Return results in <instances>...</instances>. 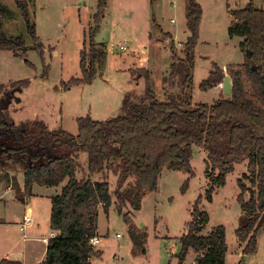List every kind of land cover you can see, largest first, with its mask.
Listing matches in <instances>:
<instances>
[{
  "label": "trees",
  "instance_id": "16d2710c",
  "mask_svg": "<svg viewBox=\"0 0 264 264\" xmlns=\"http://www.w3.org/2000/svg\"><path fill=\"white\" fill-rule=\"evenodd\" d=\"M33 5L34 0H17L28 35L36 44L34 50L43 59V46L30 13ZM106 6V0H98L94 26L85 34L80 53L81 78L63 82L66 90L73 85H92L106 72L108 53L103 44L95 42ZM230 14L228 36L242 40L239 49L244 62L227 67L232 96H221L211 105L192 106L203 16L197 0L187 1L190 37L183 45L182 56L171 50L174 62L169 78L178 79L181 92H169L165 100L147 89L138 103L126 98L121 114L112 120L97 122L89 117L78 118L75 136L64 130L52 131L39 120L16 123L10 107L19 90L30 82L0 86V169L9 172L21 169L24 173L23 193L18 183H14L18 200L24 202L31 197L34 186L52 188L67 181L62 193L52 198L50 230L57 236L49 241L42 264H92L94 258L100 259L102 253L95 249L92 240L98 238L99 209L108 213L113 197L118 215L129 228L132 253L138 247L143 248L147 237L136 233L129 210H141L144 197L158 191L164 171L184 172L193 178L191 160L196 149L205 153V174L216 186L224 187L227 177L238 166L246 168L238 180L237 200L242 219L235 234L245 245V257L255 253L257 236L264 232V8H257L251 0L245 8ZM5 19V9L0 7V51L26 57L24 37H8L4 32ZM49 70L44 64V78ZM139 70L148 77L146 70ZM224 76V71L213 63L209 77L201 82L199 90L207 92L216 88ZM82 154L88 157L87 167H83L88 177L79 179ZM107 173L116 178L113 192L108 181L94 180ZM187 186L188 181L182 188L183 193ZM212 197L210 187L206 192L207 201L211 202ZM200 203L201 197L193 205L186 233L179 239V263L183 264L193 251L197 255L194 264H226L225 228L217 227L202 235L209 216L200 209ZM0 264L21 263L3 260Z\"/></svg>",
  "mask_w": 264,
  "mask_h": 264
},
{
  "label": "rangeland",
  "instance_id": "374dc122",
  "mask_svg": "<svg viewBox=\"0 0 264 264\" xmlns=\"http://www.w3.org/2000/svg\"><path fill=\"white\" fill-rule=\"evenodd\" d=\"M106 1L95 37V42L103 44L108 53L106 72L92 85H73L66 90L62 87L63 82L81 78L80 53L85 34L90 26H94L93 16L97 13L98 0H34L30 13L35 18L37 37L43 46V59L40 52L34 50L36 44L28 35L17 0H0V7L6 12L5 34L8 37H24L27 48L26 57L0 51V86L30 82L19 90L10 107V115L16 123L39 120L52 131L64 130L76 136L78 118L89 117L97 122L112 120L121 114L126 98L138 103L145 97L147 89L160 100H165L169 92H181L178 79H171L169 75L174 62L171 50L182 56V45L189 36L186 26L188 0ZM197 1L203 16L192 106L197 103L211 105L219 98L213 89L207 92L199 90L201 82L209 77L213 63L223 70V67L244 62L238 47L240 40L228 36V27L232 21L231 10L243 9L251 0ZM253 2L257 8H264V0ZM86 44L88 46V38ZM121 45L126 51L121 50ZM44 64L50 68L45 78ZM139 69L146 70L148 77ZM221 91L222 96L227 98L223 88ZM205 159V153L196 149L191 160L193 178L184 172L166 170L159 179L158 191L144 197L141 210L134 212L128 209L132 213L136 233H144L147 237L144 247L136 248L134 254L129 228L116 211L115 198H112L108 213L100 209L98 233L102 245L97 251L102 255L100 259L94 258L93 264H180L179 239L186 233L193 205L200 197V209L209 216L202 235H208L217 227L225 228L228 247L226 264H264V232L257 236L255 253L246 257L243 255L245 245L238 241L235 234L242 219L237 200L240 194L238 180L242 179L246 168L238 166L236 172L227 177L226 185L219 187L206 176ZM80 163L82 170L77 176L84 179L88 177L83 170L87 167L88 157L82 154ZM11 173L0 172V195L10 184L18 183L16 176L24 175L21 169ZM94 180L108 181L111 191L115 190L116 178L111 173L97 176ZM187 181L188 186L183 193L182 188ZM210 187L213 188V197L208 202L206 192ZM17 193L14 185L13 194L17 196ZM8 206L12 217L20 218L22 207L19 203H8ZM117 235L121 238L117 239ZM171 251L175 253L171 255ZM196 257L190 251L183 264H194Z\"/></svg>",
  "mask_w": 264,
  "mask_h": 264
},
{
  "label": "crops",
  "instance_id": "0c3cea01",
  "mask_svg": "<svg viewBox=\"0 0 264 264\" xmlns=\"http://www.w3.org/2000/svg\"><path fill=\"white\" fill-rule=\"evenodd\" d=\"M188 35L187 39L190 37V32ZM239 40L238 44L242 42L241 39ZM185 43H183V45ZM240 64H243V62ZM226 70L227 67H223L224 75H227ZM221 88L220 84L218 87L213 89L219 94V98L222 96ZM11 174L14 175V173ZM16 179L19 187L21 188V192H24V175L21 177L16 176ZM66 184L67 181L58 187L52 188L34 186L32 196L25 198L24 202H19L17 196L13 194V186L11 184L8 186L4 194L0 195V263L3 260L19 262L21 264H42L45 261L49 241L57 236L56 233H53L50 230L52 198L60 195ZM13 202L19 203V206L22 207V215L20 218H17L15 215L13 218L10 206L7 207L8 203ZM26 215L32 217V223L27 227L24 234L20 231V225L23 223ZM97 239L100 240V243L95 247L96 250H98L102 245L99 233ZM175 252L171 251V255ZM93 261L94 259L92 260V264Z\"/></svg>",
  "mask_w": 264,
  "mask_h": 264
},
{
  "label": "built area",
  "instance_id": "2783aa9c",
  "mask_svg": "<svg viewBox=\"0 0 264 264\" xmlns=\"http://www.w3.org/2000/svg\"><path fill=\"white\" fill-rule=\"evenodd\" d=\"M121 50L126 51V48H125L124 45H121ZM31 223H32V218L29 215H26L24 217L23 223L20 225V231H21V233H24L25 234L27 227L29 225H31ZM120 238H121V235H117V239H120ZM99 243H100V240L97 239V238L94 239V240H92V245L94 247H96Z\"/></svg>",
  "mask_w": 264,
  "mask_h": 264
},
{
  "label": "water",
  "instance_id": "95a60500",
  "mask_svg": "<svg viewBox=\"0 0 264 264\" xmlns=\"http://www.w3.org/2000/svg\"><path fill=\"white\" fill-rule=\"evenodd\" d=\"M221 85L223 86V94L227 97L232 96V81L228 75H225ZM1 172V169H0Z\"/></svg>",
  "mask_w": 264,
  "mask_h": 264
}]
</instances>
